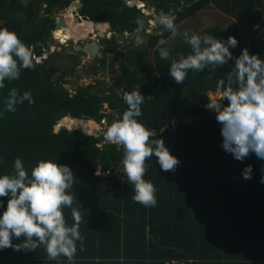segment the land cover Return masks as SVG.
Segmentation results:
<instances>
[{
  "label": "trees",
  "instance_id": "trees-1",
  "mask_svg": "<svg viewBox=\"0 0 264 264\" xmlns=\"http://www.w3.org/2000/svg\"><path fill=\"white\" fill-rule=\"evenodd\" d=\"M71 1L0 0V28L14 32L31 46L34 57H39L55 24L53 11ZM140 1L159 14L173 8L175 25L212 5L244 21L245 41L239 40L236 25H208L197 34L220 40L232 35L237 40V46L229 49L233 57L246 48L264 58V0H183L178 10L177 0ZM36 2L43 12L37 23ZM79 2L78 13L84 19L106 21L112 28L118 26L120 32H131L135 24L129 19L141 15L126 0ZM144 36L142 44L126 50L131 65L121 60L124 52L117 51L113 58L120 70L118 89L96 79L71 92L64 85L72 69L59 70L46 57L36 59L31 69H21L18 79L6 81L0 88V174L12 172L15 157L29 173L38 160L69 166L74 183L67 191L74 199L72 207L63 208L62 214L70 226L72 208L79 212L83 237L82 246L76 242L71 261L63 256L47 259L43 246L29 252L9 247L0 250V264H264V184L259 182L264 161L251 153L238 161L226 153L221 148L215 113L205 107L211 103L208 93L218 90L216 81L231 70L233 61L212 72L190 71L184 82L176 84L168 68L178 54L187 55L190 47L184 42L173 47L160 45L169 50V58L161 59L157 41L167 39L170 33L162 31L160 25L158 33L144 32ZM67 56L77 61L74 55ZM105 60L104 56L96 59L100 63L93 67L94 73ZM12 87L29 91L33 103L24 101L13 112L3 111ZM136 87L145 96L137 120L157 133L150 140L162 138L170 154L179 160L170 171H161L155 156L145 160L143 179L150 180L156 189L154 207L131 199L132 185L120 164L122 147L107 141L103 134L83 132L78 128L82 122L76 128L63 122L64 118L72 122L75 117L111 124L126 109L122 93ZM58 122L69 129L55 131ZM245 165H251L250 179L242 178ZM7 198L0 197V208Z\"/></svg>",
  "mask_w": 264,
  "mask_h": 264
},
{
  "label": "clouds",
  "instance_id": "clouds-1",
  "mask_svg": "<svg viewBox=\"0 0 264 264\" xmlns=\"http://www.w3.org/2000/svg\"><path fill=\"white\" fill-rule=\"evenodd\" d=\"M140 3L143 6H133L141 10L142 18L145 16L143 8L147 5L143 1ZM170 14L160 13L155 17V22L162 26V31H168L171 38L179 35L190 47L187 55L178 54L179 58L171 62L168 68L170 77L176 84H181L190 71L198 73L208 69L212 72L232 60L231 70L225 73L224 78L216 81L219 95L205 107L215 113V119L220 125L221 148L226 153L238 161L250 153L264 161V58L255 53L250 54L246 48H242L240 54L233 57L229 49L237 46V40L232 35L220 40L206 33H178L174 13ZM83 20L89 21L90 27L96 23ZM165 44L163 38L157 41L161 59L169 58L168 48L160 47ZM42 54L36 58L40 60ZM36 58L30 45L23 43L14 32L0 28V88H4L6 81L10 83L18 79L21 69L33 68ZM144 97L138 87L131 92H123L121 98L126 109L107 126L104 135L107 141L123 149L120 164L132 185L131 199L145 207H154L157 203L156 189L150 180L143 179L145 160L155 156L161 171L174 170L179 160L170 154L162 138L150 140L157 133L137 120L141 116L140 106ZM24 101L33 103L29 91L19 92L15 87L9 88L3 111L13 112ZM59 122L55 125V131L65 127ZM12 169L10 174H0V197H8L4 207L0 208V250L10 247L13 251L29 252L43 246L47 259L56 260L63 256L71 261L76 252V242L83 245L79 231V212L72 208L73 222L70 226L62 214L63 208H71L73 204L74 196L67 191L72 189L74 183L72 170L53 160H38L29 173L19 157L13 159ZM260 171L259 182L264 184V165ZM241 175L244 179H250L251 165H245ZM13 240L19 242L12 243Z\"/></svg>",
  "mask_w": 264,
  "mask_h": 264
},
{
  "label": "rangeland",
  "instance_id": "rangeland-1",
  "mask_svg": "<svg viewBox=\"0 0 264 264\" xmlns=\"http://www.w3.org/2000/svg\"><path fill=\"white\" fill-rule=\"evenodd\" d=\"M180 1L182 2V0ZM42 7L43 6H41V8ZM143 9L145 12H148L149 15L147 17L146 16L142 17L143 31L141 33V36L146 37L144 36V32L151 33V34L158 33L160 25L155 22V17L159 15V13H157L152 6H146ZM178 9H181V6L178 7ZM149 19H151V23L148 22ZM71 20H72L71 22L69 20H66L67 26L61 27L58 30L59 31L61 30L63 35L69 34L70 39H72V41H75L78 38L79 34H82V33L75 34L73 32V30L76 29L78 22L73 19ZM214 24L222 26V27H231L233 25H236L237 26V36L239 40L241 42L245 41L246 35H247V27L244 24V21L228 16L220 12L219 10H217L212 5H209V6H206L205 8L200 9L195 13V15L191 17H187L186 19L182 20L181 22L176 24V28H177L178 33L183 32V31H188L191 34L192 32L198 33L199 30L202 29L203 27H206L208 25L209 26L214 25ZM70 32H72V34ZM86 33H88V31H86ZM165 41L168 47H173L177 43L183 42L182 38L179 35H177L176 38H171V36H169L167 39H165ZM130 42H132V39L130 40ZM67 44L68 46H65L64 44L61 46L60 52L53 51L52 53H49L48 49L45 47V49L43 50V55L46 58L51 59L53 63L59 68V70L72 69L73 73L67 76L66 78L67 83L64 85L69 91L73 92L75 87L79 85L84 86L89 83H95L96 79H100L104 81L106 84L114 87L115 89L119 88V71L120 70H119L117 63H114V61L110 60L111 57L116 56L115 52L108 53V57L106 61L94 73L93 67L89 66V64L85 62L84 56L78 55V63H75L68 59L67 55H69L68 53H69L71 44L69 42ZM140 44L138 43L137 45H140ZM122 52H124V57H121V60L126 65H131L129 61L128 53L123 50ZM148 59L150 61V64H152V61H153L152 60V49H150ZM218 95H219V90L208 93V97L211 102ZM63 122H66L67 126H70V127L73 126L72 122H70V119L68 118H64ZM109 125L110 124H108L105 120H102L100 123L94 120H93V123H90L89 121L85 120L81 124V127H78V128H80L82 131L86 133H98V134L104 135V132L107 126Z\"/></svg>",
  "mask_w": 264,
  "mask_h": 264
},
{
  "label": "flooded vegetation",
  "instance_id": "flooded-vegetation-1",
  "mask_svg": "<svg viewBox=\"0 0 264 264\" xmlns=\"http://www.w3.org/2000/svg\"><path fill=\"white\" fill-rule=\"evenodd\" d=\"M182 2H183V0H182ZM182 2L180 0H177L175 9L178 10V7L181 6ZM171 9L174 10L173 8H171ZM168 13L170 14L169 11H168ZM168 13H164V14H168ZM39 14H40V9L38 8L37 15H39ZM134 28H135V26H133L131 32L134 31ZM107 31H110V33L108 35H107ZM118 32L119 31H117V28H112L111 25L109 24V27L104 32L103 38H98L97 34H95L93 36L92 33H90L89 31H88V33H86L83 30H80L78 33H82V34H79L78 38L75 41H72V39H70V35H63L61 31L58 32V29L53 27L50 31L51 37L47 40L46 44L43 45L42 50H44L46 47L48 49L49 53H52L53 51L60 52L61 46L63 44L65 46H68L67 43L69 42L71 45H70V50H69L68 54L75 56V60H77L75 63H78V55H81V56H84L85 62H87L89 64V66L94 67L100 63L99 61L96 62L97 58H101L102 56H104L105 59H107L108 53L115 52V55H116L117 51L122 52V50L126 51L127 49H130L132 47L137 46L138 43H136L134 37H132V38L127 37V34L129 33V32H127V30L122 31V32H124V36H123L121 41H119L117 38ZM70 33L72 34V32H70ZM131 39H132V42H130ZM91 40H95L96 43L98 44V46H99L98 51L101 53L100 57L97 55L94 57H91L88 54L82 52L81 50L75 49L76 45L82 46L84 43L90 42ZM44 57L45 56L42 54L41 58H44ZM114 57H111L110 60L113 61ZM70 61H73V60H70Z\"/></svg>",
  "mask_w": 264,
  "mask_h": 264
},
{
  "label": "water",
  "instance_id": "water-1",
  "mask_svg": "<svg viewBox=\"0 0 264 264\" xmlns=\"http://www.w3.org/2000/svg\"><path fill=\"white\" fill-rule=\"evenodd\" d=\"M138 0H131L130 3H128L129 6H133L134 4H136ZM80 2H77V1H73L71 2V6L72 8L77 12L79 7H80ZM37 6H38V2H36V5L34 7V10L37 11ZM170 13L173 12L172 9L169 10ZM40 16H43V12L40 11ZM39 15L37 18H35V22H39ZM155 16V15H154ZM66 20H68V17H66L64 19L63 16H59L54 24V27L56 29H60L61 27H66ZM73 20H76V18H74ZM130 22H133L135 24V28H134V31L133 32H129L127 34V37L128 38H132L134 37L136 43H140L142 41V38H141V33L143 31V20L140 16H136V17H131L129 19ZM122 25V23L120 22L119 23V26ZM31 27H33V24H31ZM109 27V23L106 22V21H103V22H96L95 23V28L97 29V36L98 38H103L104 37V32L106 31V29ZM115 28H118V26H116ZM77 34V33H76ZM124 36V32H118L117 33V38L119 41L122 40ZM75 49L76 50H81L82 52L88 54L89 56L91 57H94V56H99L101 55V53L98 51L99 49V46L98 44L96 43L95 40H91L90 42H86L84 43L82 46L80 45H76L75 46ZM73 120L77 121L78 123L80 122H83L85 120H89V121H92L93 122V119H82V118H75L73 117L72 118ZM56 129V127H55Z\"/></svg>",
  "mask_w": 264,
  "mask_h": 264
},
{
  "label": "built area",
  "instance_id": "built-area-1",
  "mask_svg": "<svg viewBox=\"0 0 264 264\" xmlns=\"http://www.w3.org/2000/svg\"><path fill=\"white\" fill-rule=\"evenodd\" d=\"M126 1H128V0H126ZM142 4V3H141ZM137 6H139V5H137ZM141 9H142V7H140ZM143 10V9H142ZM64 11V12H63ZM63 11L62 10H60V11H58L57 12V14H55L54 13V18L57 20V18L59 17V16H63L64 18H66V17H68V19L70 18V19H74V18H76L77 19V25L79 24V23H81V22H83L84 20H83V18H82V16L78 13V12H76L72 7H71V5H68L66 8H64L63 9ZM144 14H145V16L147 17L149 14H148V12H144ZM148 22L149 23H151V19H149L148 20ZM90 33H92V35L94 36L95 34H96V32H95V28H94V23L91 25V27H90ZM109 34V32H107V35ZM37 60L39 59V58H36Z\"/></svg>",
  "mask_w": 264,
  "mask_h": 264
},
{
  "label": "bare ground",
  "instance_id": "bare-ground-1",
  "mask_svg": "<svg viewBox=\"0 0 264 264\" xmlns=\"http://www.w3.org/2000/svg\"><path fill=\"white\" fill-rule=\"evenodd\" d=\"M136 4H138V5H140L141 3H140V1L138 0L137 2H136ZM140 6H143L142 4L140 5ZM70 22L72 21L70 18L68 19ZM89 29H90V22L89 21H83V22H81V23H79L77 26H76V29L75 30H73V32L76 34H78V32L80 31V30H83L84 32H86V31H89ZM58 32H60L59 30H58ZM67 35H69V34H67ZM84 122V121H83ZM82 122V123H83ZM90 123H92V121H89ZM72 124H73V126H71L72 128H76V127H78L79 125H80V123H78L77 121H75V120H72ZM74 125H76V126H74Z\"/></svg>",
  "mask_w": 264,
  "mask_h": 264
},
{
  "label": "crops",
  "instance_id": "crops-1",
  "mask_svg": "<svg viewBox=\"0 0 264 264\" xmlns=\"http://www.w3.org/2000/svg\"><path fill=\"white\" fill-rule=\"evenodd\" d=\"M143 42H144V38L142 39V41H141L140 43L142 44ZM140 43H139V44H140Z\"/></svg>",
  "mask_w": 264,
  "mask_h": 264
}]
</instances>
